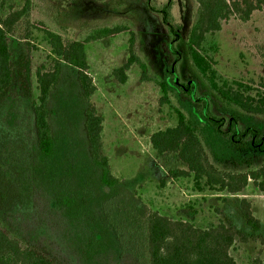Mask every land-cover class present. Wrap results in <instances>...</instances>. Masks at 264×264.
Segmentation results:
<instances>
[{"label": "trees", "instance_id": "1", "mask_svg": "<svg viewBox=\"0 0 264 264\" xmlns=\"http://www.w3.org/2000/svg\"><path fill=\"white\" fill-rule=\"evenodd\" d=\"M22 7L0 16V102L7 98L13 81L9 36L18 35L27 45L34 33L40 34L53 56L50 69L36 71L38 96L31 100L34 154L31 162L33 183L54 194L55 202L68 226L70 236L85 264L115 253L120 240L100 215L112 198L131 193L114 178L108 160L102 154V123L90 100L96 92L88 75L86 47L103 39L128 34V57L114 69L112 76L121 84L135 64L141 81L154 82L161 91L159 103L168 105L177 117L174 127L153 133L150 144L157 155L175 154L187 167L172 170L169 177L192 176L196 185L230 194L240 193L249 183L264 193V165L252 168L247 158L258 151L264 154V95L252 96L239 82H219L213 59L203 48L206 36L221 29L231 17L248 22L252 14L264 8V0H191L195 5L192 23L186 34V53L192 68L206 85L214 100L197 96V83L180 82L175 74L179 55L173 49L179 40L169 5L157 6L143 0L146 10L156 16L172 40L165 44V55L172 59L164 67L162 79L148 74V65L135 51L137 35L130 22L118 21L88 28L77 38L64 39L43 22L29 21L32 1L22 0ZM105 3L108 0H95ZM66 67V68H65ZM23 85L30 93V60L25 58ZM10 100V99H9ZM213 106L214 111L211 109ZM13 115H9L12 124ZM243 167L234 172L222 166ZM135 216L133 241L140 247L143 264H236L230 255L237 232L219 223L198 228L183 220H173L157 212ZM243 218L253 232L260 222L252 215L249 203L242 201ZM141 218V219H140ZM140 235L139 240L135 237ZM263 244H264V240ZM140 260V257L138 256ZM0 264H54L52 260L23 245L19 239L0 228ZM249 264H264L260 253Z\"/></svg>", "mask_w": 264, "mask_h": 264}, {"label": "rangeland", "instance_id": "2", "mask_svg": "<svg viewBox=\"0 0 264 264\" xmlns=\"http://www.w3.org/2000/svg\"><path fill=\"white\" fill-rule=\"evenodd\" d=\"M29 21L43 22L56 29L64 39L73 40L81 31L118 21L130 22L137 35L135 51L148 65V74L162 79L164 67L172 59L165 55L170 35L158 18L149 13L143 0H31ZM157 6L169 5L180 38L173 45L179 60L175 74L180 82L197 83V96L214 100L189 63L186 34L192 23L195 5L191 0H153ZM22 0H0V16L22 7ZM128 34L90 43L86 47L88 75L96 92L90 105L102 117V154L111 175L130 193L112 198L101 209V217L120 245L101 260L91 264H143L140 247L133 241L137 205L142 214L157 212L173 220H183L198 228L223 223L238 234L230 249L236 264H249L260 253L264 262V193L251 181L238 194L196 185L192 176L173 179L168 172L187 171L175 154L157 155L150 144L153 133L174 127L177 117L168 105H161V91L152 81H141V71L133 65L127 80L119 83L114 69L128 57ZM13 81L8 96L0 102V228L33 247L54 264H85L72 244L73 230L58 209L54 194L33 183L31 162L34 154L31 100L38 96L36 71L50 69L53 56L40 34L34 33L29 45L18 35L9 36ZM203 48L213 59L218 81L244 85L252 96L264 95V8L248 22L231 17L221 23L220 31L206 36ZM30 60V93L23 85L22 66ZM66 68V67H65ZM211 109L214 111L213 106ZM13 115L9 124V115ZM264 121V118L261 119ZM252 168L264 165V154L256 151L247 158ZM243 167L224 169L245 171ZM249 203L260 229L253 232L243 218L242 201ZM133 214H136L135 216ZM141 219V218H140ZM140 235L135 238L139 240ZM140 257V260L138 259Z\"/></svg>", "mask_w": 264, "mask_h": 264}]
</instances>
